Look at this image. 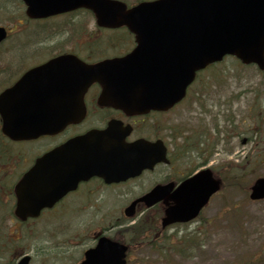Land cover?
<instances>
[{
  "label": "rangeland",
  "instance_id": "obj_1",
  "mask_svg": "<svg viewBox=\"0 0 264 264\" xmlns=\"http://www.w3.org/2000/svg\"><path fill=\"white\" fill-rule=\"evenodd\" d=\"M5 1L9 3L8 10L11 14L0 13V26L8 27L14 25L13 14L17 12V7H23L20 1ZM62 18L55 19L57 23L48 20L47 23H52L50 27L37 28L32 33L28 28V37L20 38L14 34L12 42H8L3 49L10 50L13 45L28 40L30 45L33 44L28 45V52L56 43L59 45L56 47L58 50L72 49L79 54L81 51L84 55L89 53L91 47H85L83 35L88 32L85 31L88 28L95 36L98 29L94 19L86 12ZM62 26L66 29H62ZM33 28L35 27L31 29ZM102 34L106 36V33ZM68 36L70 39L66 40ZM120 39L122 38L117 35L111 38L107 34L105 43L109 47L107 40L122 44ZM45 52L47 53L46 48L35 51L30 59H43ZM200 90L211 92L209 97H201L202 100L207 99L204 102L207 106L200 107L196 103L191 106L193 100L178 108L172 114V136L194 130L190 137L193 135L197 139L192 145H187L193 151L192 154H197L198 151L199 154H204V151L210 149L216 152L210 164L224 177L223 190L203 211L197 222L187 227L176 226L157 239L140 237L135 241L126 228L123 232L116 229L109 232L111 237L127 241L130 245L129 264H264V200L253 202L248 196V188L252 182L264 176V73H260L254 66L242 67L229 58L225 63L216 65L199 76L189 99L194 98L193 93H200ZM231 104L233 106L229 109ZM189 107L192 109L188 110ZM227 115H231L233 138L229 142L217 143L214 127L218 125L221 132L219 138L225 139ZM243 139H247L245 144H242ZM178 142L176 141V145H179ZM226 163L230 167V173L223 171ZM174 164L172 177L177 178L185 173V168L193 167L194 161L186 164L177 160ZM236 175L240 177L241 184L236 183ZM229 206L231 214L226 212ZM113 209L115 208L112 206H102L104 215L100 221L86 220L57 225L50 223L48 227L49 222L42 220L27 227L21 235L17 236L16 233L18 242L3 240L14 229L11 222L0 221V246L1 242L4 245L9 243L5 247L12 251L22 246L23 250L20 251L32 257L30 264H78L85 250L93 245L91 234L113 228L120 222L122 215L119 209ZM155 223L156 212L145 213L139 230L145 227L149 229ZM187 234H195L197 237L191 239L190 246L180 238ZM179 248L187 250L183 256L178 253ZM7 255L4 259L0 258V264H7Z\"/></svg>",
  "mask_w": 264,
  "mask_h": 264
},
{
  "label": "water",
  "instance_id": "obj_2",
  "mask_svg": "<svg viewBox=\"0 0 264 264\" xmlns=\"http://www.w3.org/2000/svg\"><path fill=\"white\" fill-rule=\"evenodd\" d=\"M27 4V15L31 18H46L66 13L79 8L92 11L96 22L104 28L127 27L136 34L139 52L147 54V47L159 49L161 44L154 43L152 38L163 37L162 47L169 48V38L175 40L180 50L187 49V57L178 53L177 58H166L165 73L151 74L155 64L160 60L147 57V65L138 57L137 50L132 54L108 60L93 66H87L76 57L67 55L29 71L14 89L26 90L30 87L52 89L60 95V117L51 119V109H44L43 120L33 125L34 118L24 131L31 134H45L57 127L62 128L80 115V101L73 104L64 96L80 97L84 90L94 81L105 88L120 87L123 90L112 93L114 103L119 107L142 110L154 103L151 99L154 92H144L145 88L164 87L166 90L155 93L159 96L161 107L168 108L178 102L187 86L191 83L196 70L209 63L219 61L226 54H235L245 63L255 62L264 69V0H158L141 3L133 8L115 0H24ZM153 25H160L157 28ZM157 35V37L155 36ZM7 36L5 29L0 28V42ZM152 40V42H150ZM147 46V47H146ZM153 46V47H152ZM150 49V48H149ZM164 56V52H162ZM148 55V54H147ZM149 56V55H148ZM164 62V59H163ZM162 65V62H161ZM163 69V65H162ZM109 74H108V73ZM48 81H51L47 83ZM71 92V93H70ZM112 102V101H111ZM56 124V125H55ZM57 124L59 126H57ZM10 129V127H8ZM9 134L21 136L14 127ZM221 189V181L215 180L209 170L203 171L184 182L173 197L174 206L166 211L164 226L186 222L196 217L210 197ZM252 200L264 199V178L254 182L250 188ZM43 189L31 192L42 196ZM158 192L146 196L148 206L162 199ZM46 201H29L21 197L17 206V215L27 217L37 215ZM133 214V208L127 210ZM126 248L101 240L95 249L86 252L82 264H126ZM28 258L20 264H27Z\"/></svg>",
  "mask_w": 264,
  "mask_h": 264
},
{
  "label": "flooded vegetation",
  "instance_id": "obj_3",
  "mask_svg": "<svg viewBox=\"0 0 264 264\" xmlns=\"http://www.w3.org/2000/svg\"><path fill=\"white\" fill-rule=\"evenodd\" d=\"M32 62L26 55H0V94L6 88L11 87ZM35 65L37 64L33 66ZM101 92V87L94 84L85 96V118L80 123L69 125L63 131L50 136L13 140L4 133L5 120L0 114V191H6L5 193L0 192V197L4 202V210H0L1 220L19 221L14 214L17 201L15 187L41 159H45L41 165L42 178L58 182L74 180L75 175H70L69 171L70 168L75 169L77 163L75 160L44 157L47 153L60 149L69 141L93 130L104 131L106 134L103 139L85 145V148L89 150L83 151V154H133L132 151L122 149L139 141L143 144L163 142L167 147V157L170 163H160L152 170L144 171L138 177L110 184H107L102 177L92 176L81 181L75 190L63 196L51 210L43 211L37 220L47 218L54 221H100L104 215L101 207L107 205L109 201L120 205H130L157 185L173 181L179 183L187 178L189 175L187 173H182L177 178L172 177V110L127 116L121 110L99 105ZM6 124L11 125V121L8 120ZM58 154H65V152L58 151ZM135 154H144V151L137 150L133 154L134 157ZM68 165L71 167H67ZM97 207L99 210H96ZM156 211L159 213V208ZM160 220L161 215L156 217L154 226L156 238L159 236L157 231L160 227ZM32 221L36 219H28L26 222ZM112 230L111 228L109 232ZM100 235L101 233L95 234L94 238Z\"/></svg>",
  "mask_w": 264,
  "mask_h": 264
},
{
  "label": "trees",
  "instance_id": "obj_4",
  "mask_svg": "<svg viewBox=\"0 0 264 264\" xmlns=\"http://www.w3.org/2000/svg\"><path fill=\"white\" fill-rule=\"evenodd\" d=\"M109 36L111 37V38H113L115 35H111V34H109ZM94 36H92L91 38H93ZM96 38V37H95Z\"/></svg>",
  "mask_w": 264,
  "mask_h": 264
}]
</instances>
